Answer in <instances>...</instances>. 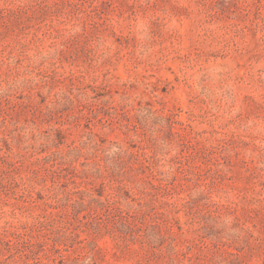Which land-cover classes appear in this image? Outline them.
<instances>
[{"label": "rangeland", "instance_id": "rangeland-1", "mask_svg": "<svg viewBox=\"0 0 264 264\" xmlns=\"http://www.w3.org/2000/svg\"><path fill=\"white\" fill-rule=\"evenodd\" d=\"M0 264H264V0H0Z\"/></svg>", "mask_w": 264, "mask_h": 264}]
</instances>
